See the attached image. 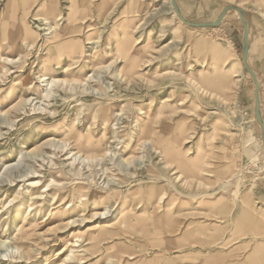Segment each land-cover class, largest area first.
Instances as JSON below:
<instances>
[{"label":"rangeland","instance_id":"374dc122","mask_svg":"<svg viewBox=\"0 0 264 264\" xmlns=\"http://www.w3.org/2000/svg\"><path fill=\"white\" fill-rule=\"evenodd\" d=\"M176 2L196 23L247 11L264 120V0ZM165 6L0 0V264H264L241 23L192 28ZM43 75L61 80L47 96ZM68 150L102 159L75 175Z\"/></svg>","mask_w":264,"mask_h":264},{"label":"water","instance_id":"95a60500","mask_svg":"<svg viewBox=\"0 0 264 264\" xmlns=\"http://www.w3.org/2000/svg\"><path fill=\"white\" fill-rule=\"evenodd\" d=\"M169 4L173 13L182 22V24L192 28L219 27L224 22V17L226 12L229 10L235 11L236 16L239 19L242 26V42H241L242 68L250 76L253 84V90H252L253 102H254L253 117L260 130V136L262 141V152L264 155V120L262 118L261 108H260V92H259L260 85L256 72L250 67L248 63V53L251 43L249 26L251 25V23L247 11L240 7L227 4L220 9L217 17L213 21L196 23V22H190L183 17V15L181 14L178 8L176 0H169Z\"/></svg>","mask_w":264,"mask_h":264},{"label":"bare ground","instance_id":"6f19581e","mask_svg":"<svg viewBox=\"0 0 264 264\" xmlns=\"http://www.w3.org/2000/svg\"><path fill=\"white\" fill-rule=\"evenodd\" d=\"M165 10L167 11V12H169V14H170V16L173 18V20L174 19H176V21L178 22V24H182V22L180 21V20H178V18L175 16V14L173 13V11H172V9H171V7H170V4H169V0H166V6H165ZM161 11V10H160ZM160 11H158V12H160ZM229 11H232V10H229ZM229 11H227L226 12V14H225V17H224V19L225 18H228V17H235V18H237V16L236 15H233V14H231V13H229ZM156 14V13H155ZM153 15V14H152ZM159 15V14H158ZM41 20V19H40ZM43 23V22H42ZM48 30V29H47ZM51 30V29H50ZM52 31V30H51ZM52 32H54V31H52ZM27 44V43H26ZM29 46H30V44H29ZM32 46V45H31ZM28 48V47H27ZM2 57V56H1ZM71 57V56H70ZM73 57V56H72ZM7 59H9V57L7 58ZM6 60V59H5ZM10 60V59H9ZM12 60V59H11ZM6 65V64H5ZM41 81H43V82H45V87H46V93H44L43 94V96H47V95H49V94H47L48 92H49V90L50 89H52L51 87H54L55 86V84L57 83H60V81L61 80H59V78H55V77H46L45 75H43L42 77H41V79H40ZM64 82V84H65V82L66 81H63ZM67 83V82H66ZM63 84V83H62ZM60 85V84H59ZM66 85V84H65ZM61 87V86H60ZM200 89V88H199ZM85 91H87V90H85ZM203 91H204V88H203ZM51 94H52V90H51ZM50 97V96H49ZM44 99V98H43ZM48 99V98H47ZM31 99L30 98H27V99H25V100H23L24 101V103H26V102H28V101H30ZM32 102V101H31ZM27 104V103H26ZM99 108V107H98ZM248 140H250V139H248ZM64 142V141H63ZM62 141L61 142H59V144H61L62 146H61V148H60V151L62 152V151H64V148H62V147H64L65 146V143H63ZM51 145L53 146V151H56V149H57V146L54 144L53 145V143H51ZM67 145H68V143H67ZM66 147V146H65ZM67 148H68V146H67ZM153 149V148H152ZM59 150V149H58ZM154 151H156L155 149H153ZM37 151V149H35V150H29L28 152H30V153H32V154H35V152ZM59 152V151H58ZM53 154H55L54 152H53ZM65 154H67L68 155V157H67V159H70L71 161H69L70 163V166H71V170H74V168H77V167H79V168H84L85 166L86 167H89V165H90V163H92L93 161H95V160H101L102 158H101V156H84L83 154H80L79 152H77V151H72V150H68V151H65ZM107 155V153L105 152V155L104 156H106ZM126 162V163H125ZM125 164H128L129 163V161L127 160H125ZM251 162H255V160H252L251 159ZM264 162V161H263ZM54 165H55V163H53ZM257 168L258 169H260L261 167L260 166H257ZM75 171V170H74ZM32 174V175H31ZM75 175H78V174H81V172H76L75 171V173H74ZM257 174H262V172L261 171H258L257 172ZM23 176H28V174H24ZM29 178L30 177H38V175H37V171L36 170H33L32 171V173H30V176H28ZM29 178H27L26 179V181H28V185H30L33 189L35 188L36 189V187L38 186V182H39V180L38 181H33V180H29ZM117 180H119L117 183H116V187H117V185L118 184H120V183H122V181L120 180V179H117ZM115 185V184H114ZM20 189V188H19ZM113 195L114 194H112V195H105V194H99L98 192H95L94 194H93V197L94 198H96L95 200L97 201H103V200H107V198H111V197H113ZM15 197H19V194L18 195H16ZM237 197V188L235 189V191H234V198H236ZM120 203V202H119ZM31 206V205H30ZM264 209V208H263ZM120 210V209H119ZM102 215V214H101ZM259 215V214H258ZM75 243V242H74ZM102 245V244H101ZM14 248V253H19L20 254V251H19V249H17V248H15V247H13ZM10 251H12V250H10ZM69 252L70 253H73L74 252V250H73V248H70L69 249ZM70 256L71 255H73V254H69ZM68 257V256H67ZM68 258H70V257H68ZM63 264H65V263H63Z\"/></svg>","mask_w":264,"mask_h":264},{"label":"crops","instance_id":"0c3cea01","mask_svg":"<svg viewBox=\"0 0 264 264\" xmlns=\"http://www.w3.org/2000/svg\"><path fill=\"white\" fill-rule=\"evenodd\" d=\"M259 184H260L259 188L262 190L261 193H260V194H262L261 195V200L264 201V182H260Z\"/></svg>","mask_w":264,"mask_h":264}]
</instances>
